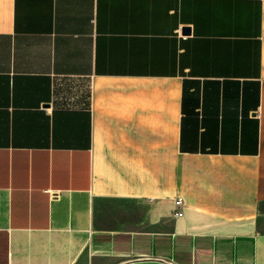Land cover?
Segmentation results:
<instances>
[{"label":"crops","instance_id":"1","mask_svg":"<svg viewBox=\"0 0 264 264\" xmlns=\"http://www.w3.org/2000/svg\"><path fill=\"white\" fill-rule=\"evenodd\" d=\"M0 264H264V0H0Z\"/></svg>","mask_w":264,"mask_h":264},{"label":"built area","instance_id":"2","mask_svg":"<svg viewBox=\"0 0 264 264\" xmlns=\"http://www.w3.org/2000/svg\"><path fill=\"white\" fill-rule=\"evenodd\" d=\"M176 203L179 205L181 203V199H177ZM175 214L176 215H182L183 211L180 208H177Z\"/></svg>","mask_w":264,"mask_h":264}]
</instances>
